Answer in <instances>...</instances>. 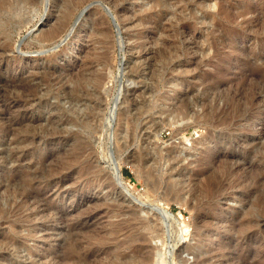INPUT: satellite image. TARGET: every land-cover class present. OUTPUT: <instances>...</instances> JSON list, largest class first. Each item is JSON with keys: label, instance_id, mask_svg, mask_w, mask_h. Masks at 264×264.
<instances>
[{"label": "rangeland", "instance_id": "1", "mask_svg": "<svg viewBox=\"0 0 264 264\" xmlns=\"http://www.w3.org/2000/svg\"><path fill=\"white\" fill-rule=\"evenodd\" d=\"M18 2L0 15V122L13 135L37 136L19 142L0 130V205L11 213H0V264H57L67 245L60 220L91 217L79 236L89 239L125 218L110 207L116 202L157 224L143 229L153 236L154 263L264 264V0ZM70 6L67 24L46 38ZM92 60L104 84L88 81V96L76 103L67 86ZM20 76L40 86H2ZM53 115L86 118L64 126L89 142L92 170L81 176L68 163L35 184L45 200H16L8 177L68 160L70 143L41 137ZM120 167L124 181L116 184ZM163 207L172 218L157 222ZM32 211L34 220L22 223ZM121 249L130 251L113 246L93 261Z\"/></svg>", "mask_w": 264, "mask_h": 264}, {"label": "bare ground", "instance_id": "2", "mask_svg": "<svg viewBox=\"0 0 264 264\" xmlns=\"http://www.w3.org/2000/svg\"><path fill=\"white\" fill-rule=\"evenodd\" d=\"M18 1L19 0H0V15L3 14L4 12H6V11H13V10L17 9L19 7V2ZM24 1L25 2H30V3L33 2L34 3L36 0H24ZM72 12L73 11H72L71 6H70L65 11L64 15L61 17L60 23H58L57 26H55L51 30L46 31L44 33V36L46 38H54V37H56L59 34V32H60L59 30L63 27V25L65 26L67 24V22L69 21V18L71 16V14H73ZM232 16H233V14H232ZM6 23H8V21H6ZM4 25H5V23H4ZM77 47H79V46H77ZM157 53H158V51H157ZM92 64L94 65V61L93 60L89 61L86 64L85 70H83V71H85L87 74L86 73L85 74H80V75L76 74L77 77H78V79H76V80H78V82L75 81L76 83H75L74 87L69 86V85L67 86V90H66L67 91L66 92L67 95L66 96L70 97L74 101L76 100L77 101V102L75 101L76 103H78V100H82L85 96H88V95H86L87 92H85V89H84L88 85V84L86 85V83L88 81L93 82L94 85L98 89L101 88L102 85L104 84L105 73L103 71H101V70H97L98 68L97 69H93L94 67L91 68ZM95 64H96V62H95ZM81 71H80V73H81ZM37 74H38V72H37ZM51 74H53V73H51ZM63 81H64V79H63ZM90 82H88V83H90ZM33 84L34 83H30L28 80L24 79L23 77L21 78V76H20L18 79L14 78V80L6 79V81L4 82V84H2V86H6L7 89H9L10 87H13V88L19 87L20 89L21 88L25 89L26 87H28V86L30 87ZM38 85L39 84H37V85L34 84L33 86H38ZM63 85H65V83ZM177 86H179V85H177ZM31 88H32V86H31ZM33 88H35V87H33ZM10 90L13 91L12 89H10ZM25 90H27V89H25ZM25 90H24V93H25ZM20 91L18 93H20ZM8 92H4V93L6 94ZM21 92H23V91H21ZM23 94L20 93L18 95H23ZM91 94H93V92ZM25 97H27V96H25ZM184 101H186V100L184 99ZM96 106H97V104H96ZM25 108H27V107H25ZM91 108H92V106H91ZM206 112H208V111H206ZM207 115H209L210 119L212 118V112L207 113ZM206 117L208 118V116H206ZM222 120H224V119H222ZM2 123L0 122V130L7 131L8 134H12L13 135L14 130L13 129L12 130L8 129L6 127V125L2 124ZM67 123H74V124L78 123V124L86 125L88 122H87L86 118H84L83 116L82 117L77 116V118H73V119L69 120V119H64L63 115L62 116L61 115H59V116L58 115L57 116L53 115L52 117L49 118V123L43 129V133H42L41 137L45 138L48 141H54L56 144L57 143H62V145H63L65 141H66L65 142L66 144L70 143L72 148L69 149L70 151H68L69 152L68 153L69 155L67 154L68 155L67 156L68 160L66 162H64L66 160V159H64L63 164L61 163L62 165L58 166L59 168L54 166V165L53 166L50 165L49 169L47 168L48 166H42V167H38V168H34V169H32V168L28 169V172H25V173H22V174L21 173L12 174L5 181V182H7V184L5 183L6 184L5 186H9V187H11V189L13 188L12 196H16L17 197L19 195L20 196L23 195L24 198H27V199L33 198V200L35 198V200H34L35 201L34 204H35V203H38L39 201H41L43 199L45 200V196L39 195L38 192L36 193L37 190L35 191V189H34V186H36L35 184L40 183L42 181L43 182H45V181L49 182L51 178H53V177H55V176H57L59 174H62L63 170H65V169L68 170L70 168V165H67L68 163H71V164L77 163L78 166H79L78 168L80 170V175L81 176H85L86 174H88V172H90L92 170L93 166H92L91 160L89 158V155H90L89 148H88L89 147V142L86 140V138L83 137V135L79 131H74V130H71V129H68L67 127H65L64 125H66ZM164 123H166V122H164ZM222 123H224V121ZM226 123L227 122H225V124ZM9 125L10 124H8V126ZM12 125H13V122H12ZM31 128H33V127H31ZM6 129H8V130H6ZM14 129H17V128H14ZM25 131L26 132H24V133L22 131L23 135H21L20 133L16 132L18 134H16V133L14 134L15 137H17L15 140H17V139H20L22 141L23 140H25V141L31 140V142L34 143L35 140H36V136H37L36 132L33 131V129H30V130L27 129ZM160 133H161V131H160ZM210 136H211V134H209L208 136H204V140L206 141ZM8 137H10V136H8ZM9 139L12 141V139H14V137L9 138ZM17 141H19V140H17ZM23 144H24V142H23ZM44 159H45V156H41L39 161L43 162ZM51 169H53V170H51ZM100 170L101 169H95L94 171L101 172ZM114 170L115 171L113 172L114 173L113 175H115L116 178H117V180H114V183H116V184L123 183L124 179H123V176H122V173H121V167L118 170L117 169H114ZM146 172L148 174V177L151 178V180L153 182V183L152 182L151 183L156 185L157 184V179L155 178V175L153 174L152 169H149ZM261 191L262 192H259V195H262L263 198H264V188H262ZM19 198H21V197H19ZM16 200H18V197L16 198ZM245 200H248V199L245 198ZM16 202H18V201H16ZM25 202H27V201H25ZM248 202H249V200H248ZM24 205H25L24 202H20L17 206L23 207ZM110 207H112V210L113 209L114 210L117 209V211L120 213V215L125 216V218L121 219L118 222L110 223V225L108 227H106V228L105 227L99 228L97 230V233L93 234L91 236V238H89V239H81V238H79V236L84 232L85 229H87V227H88L87 223L89 222L91 217H87V218H84V217L79 218V217H77V219H75L73 222L63 221L64 218H63L62 221L60 220V223H62L64 225V226H62L63 233H64L63 240L64 241L66 240L67 243L66 242H64V243H66L67 245H66V247H65V245L63 246V247H65V249L60 250L59 252H57V255H56L58 257L57 264H135L136 261L139 262L138 264H164L165 260L163 258L161 259V257L159 256V253H157V255L160 258H158L155 263H154L155 260L154 261L152 260V256H153L152 249L153 248L150 246V237H153V236H151L149 233H146V232L143 231V229H150V230L153 229V232H154V231H156L157 224L155 222H153L155 224H152V223H150V221H146L144 219L139 218L134 213L133 209L130 206H126L122 202H116V203L110 205ZM56 210H57L56 214L61 212L60 209H58V208ZM3 211H5L6 215L8 213L11 214L9 209H5L4 210V208L0 205V213H3ZM13 211H15V210H13ZM160 213H162L163 216L160 217L158 215L157 218L155 219V220H157V222L160 219H162L163 217L172 218L171 211L169 209L165 208V207L162 208ZM33 214H34V212L32 211L31 214L22 215L21 216L22 223L25 222V221H33L34 220ZM126 216H128V218ZM9 217L10 216H8V215L6 216L7 219H9ZM19 220H20V218L17 221H19ZM248 225H249V223H248ZM0 245H2V244H0ZM124 245H128V247H130V251L129 252L128 251H124V250L121 249V250L116 251L115 254L110 256V258L107 257L106 259H102V260L98 259L97 262L93 261V258H95L97 255H101L102 253H105L106 251H108L109 248H111L113 246L120 248L121 246H124ZM156 258H157V256H156Z\"/></svg>", "mask_w": 264, "mask_h": 264}, {"label": "trees", "instance_id": "3", "mask_svg": "<svg viewBox=\"0 0 264 264\" xmlns=\"http://www.w3.org/2000/svg\"><path fill=\"white\" fill-rule=\"evenodd\" d=\"M128 175H130L128 172H127Z\"/></svg>", "mask_w": 264, "mask_h": 264}]
</instances>
